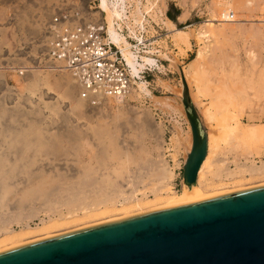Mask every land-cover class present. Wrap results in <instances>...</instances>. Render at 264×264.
<instances>
[{
    "label": "rangeland",
    "instance_id": "obj_1",
    "mask_svg": "<svg viewBox=\"0 0 264 264\" xmlns=\"http://www.w3.org/2000/svg\"><path fill=\"white\" fill-rule=\"evenodd\" d=\"M88 1L0 0V170L13 168L17 176L22 173V178L18 176L16 181L12 180L0 197V229L19 231L25 225L35 228L50 219L59 223L52 229L25 236L22 244L118 220L126 214L125 211L135 214L140 209L145 212L167 204L162 199L167 190L163 186L160 190L161 184L156 183L153 175L151 177L152 172L160 168H169L173 172L170 183L173 193L179 195L187 190L182 165L191 142V132L181 102L182 79L174 63L161 59L164 66L160 70L145 72L142 80L148 83V89L156 98L137 96L132 89L130 97L119 105L106 99L94 107L78 97L77 89L70 95L65 93L59 81L64 77L72 79L66 70L38 64L44 61L47 25L52 16L59 8L86 10ZM136 1H139L146 20L143 27L137 24L132 27L144 28L150 19L153 25L159 24L169 35L166 42L171 49L159 58H170L188 69L198 49H202L201 59L190 68V90L198 88L199 100L203 103L198 105L190 99L207 134L210 132L212 137H219L222 132L220 127H215L214 121L205 118V107H210L214 116L232 130V136L223 143L220 141V146L211 152V165L198 184L200 191H204L202 196L264 185V0H132L130 10L135 8ZM168 11L176 15V27H192L190 48L176 43L161 23L164 13L168 18ZM182 11L181 20L184 21H179ZM224 12L232 14L226 16ZM212 18L211 24L205 23ZM197 29H205V39L195 38ZM153 49L147 52L152 54ZM78 100L85 106L80 108ZM161 110L173 117L172 123L163 121ZM101 129L113 134V147L124 152L120 158L115 157L111 155L113 148L110 147L108 155L111 157L107 156L104 165L95 160L102 146L96 131ZM58 134H65L60 144L62 150L55 154L42 151L37 139L54 138ZM176 134L179 141L172 142L170 137ZM75 138L82 140L78 142ZM26 143L28 146L24 149ZM248 166L262 169L250 173ZM92 168L100 181L98 187L94 185L96 190L109 191L104 181L108 177L115 178V187L110 188L108 201L103 204L94 202L92 191L96 190L87 189L82 198L79 197L80 174ZM41 176L48 177V181L53 177L52 181L57 180L58 190L64 191V197L58 191L53 196L55 201L58 199V205L43 202L37 185ZM30 177L33 179L31 183ZM49 183L44 184L46 189L50 188ZM30 188L32 193L28 191ZM32 188L37 189L34 192L38 195L33 194ZM66 193L70 195L65 199ZM75 193L79 199L66 203ZM137 198L142 200L138 207ZM153 198L158 199L155 202ZM18 201L21 206L15 209L13 206L20 204ZM1 231L0 237L6 233Z\"/></svg>",
    "mask_w": 264,
    "mask_h": 264
},
{
    "label": "water",
    "instance_id": "obj_2",
    "mask_svg": "<svg viewBox=\"0 0 264 264\" xmlns=\"http://www.w3.org/2000/svg\"><path fill=\"white\" fill-rule=\"evenodd\" d=\"M180 75L191 132L182 178L190 187L208 136ZM0 264H264V185L37 240L0 252Z\"/></svg>",
    "mask_w": 264,
    "mask_h": 264
},
{
    "label": "bare ground",
    "instance_id": "obj_3",
    "mask_svg": "<svg viewBox=\"0 0 264 264\" xmlns=\"http://www.w3.org/2000/svg\"><path fill=\"white\" fill-rule=\"evenodd\" d=\"M99 7L101 8V10H104L105 12H106V21H107V32H108V34H109V37L112 39V41H114L115 43H117V44H121V46H122V48L124 49V54H125V57H126V59H127V61H128V63H129V65L131 66V68H132V72H133V74H138L139 72H140V70H142L143 68H145V66L146 65H152V64H154V58H153V53L152 54H150V52L148 53V52H145L143 55H141L140 54V60H138L137 59V57H136V55L134 54V52H132L130 49H129V43H128V41L126 42V39L124 38V37H122L121 35H119L117 32H116V30H115V28H114V21L115 20H123L124 22H125V24H126V26L128 27V29L131 31V34H135L136 33V29H135V27L138 25H141L142 27H143V23L145 22V16H144V14L142 13V11H141V8H140V3H139V1H136V6H135V8L133 9V10H130V8L132 7V0H99ZM148 2V4H149V2L150 1H147ZM146 2V3H147ZM147 4V5H148ZM144 6H146V5H144ZM146 7H148V6H146ZM147 9V8H146ZM46 11V10H45ZM146 11V10H145ZM146 13H149L148 11L146 12ZM150 15V14H149ZM148 15V16H149ZM153 17V16H152ZM180 18H182V16L180 17ZM167 19V18H166ZM211 20H213V18L212 19H208L207 20V22H205V23H207V24H211ZM131 21H133L132 23H130ZM165 22V24L167 25V27L168 28H172L171 30H172V34L171 35H173V39L176 41V43H183L184 45H186L188 48H190L191 47V43H190V37H191V35H192V32H191V30L192 29H190V28H192L191 26H189V25H187V26H185L184 28H175L174 27V24L173 23H171V22H169V20L167 21V20H165L164 21ZM135 24H137L135 27H132V25H135ZM140 26V27H141ZM141 27V28H142ZM139 28V27H138ZM171 35H170V37H171ZM194 35H195V38L196 39H201V38H204L205 39V37L207 36V32L205 31V29H204V31L202 30V31H198V29H197V32L195 33L194 32ZM182 50V49H181ZM190 50V49H189ZM184 53V52H183ZM202 55H203V51H202V49H198V51H197V54H196V57L190 62V64H192V65H190L191 67H188V69L187 68H185V67H180V65L177 63V62H174L172 59H170V58H168L169 60H170V62H172V63H174V65H175V67H176V69L178 70V72H179V74H182L183 75V77L185 78V81H186V83H187V85H188V87H189V95H190V97H191V99H192V101L193 102H195L196 104H200V100H199V89L197 88V89H194L193 91H191L190 90V86H191V81H190V79H191V77H190V68H193L192 66H194V64H195V62L196 61H199V59H201V57H202ZM167 58V57H166ZM167 59V60H168ZM197 66V65H196ZM194 69H195V67H194ZM191 71H192V69H191ZM196 71V70H195ZM194 70H193V72H195ZM192 74H194V73H192ZM197 74V73H196ZM139 75V74H138ZM195 75V74H194ZM71 76V75H70ZM72 77V76H71ZM194 77V76H193ZM195 78V77H194ZM193 78V79H194ZM196 80V79H195ZM192 83H194V81L192 82ZM59 84H60V86L61 87H63L64 88V90H65V93L67 94V95H70V94H72V92H74L75 91V89H77L78 90V85H77V83L75 82V80L73 79V77H72V79H68V78H66V77H64V78H62V79H60V81H59ZM195 88H196V85H195ZM132 89L134 90V92L136 93V95L137 96H150V97H155V95L154 94H152L151 92H150V90L148 89V86H147V82L146 81H143L142 79H140V80H136L135 82H134V85H133V87H132ZM132 89H131V91H132ZM131 93V92H130ZM129 97H130V94L128 95ZM127 96V97H128ZM180 96H181V93H180V95H179V98H180ZM127 97L125 98V99H109V100H112V102H115V105H116V103L119 105V104H121L122 102H124L126 99H127ZM128 97V98H129ZM132 98V97H131ZM156 98V97H155ZM228 99H229V97H228ZM111 102V101H110ZM78 103H79V107L80 108H82V107H84L85 105H83L82 103L83 102H81L80 100H78ZM211 104V103H210ZM182 106V105H181ZM205 107V106H204ZM203 107V108H204ZM220 107V106H219ZM222 107V106H221ZM205 112H206V117L205 118H207L208 120H212V121H214V125H215V127H220L221 128V130H220V132H222V133H220V135H219V137L217 136V137H212L211 135V133L209 132V134H207V136H208V149H207V155H206V157H205V159H204V161L202 162V165H201V167H200V169H199V171H198V175H197V183L196 184H194V185H192V186H190V187H188L187 185H185V186H187L186 188H187V190H184L181 194H179V195H176V193H173L172 191L173 190H171V187H170V183H171V180H172V178H173V172L169 169V168H160V169H158V170H156L154 173L152 172V174H151V177H152V175H153V178L156 180V183L157 184H161V188H162V186L163 187H165V189L167 190V195H166V197L164 196V198H162V199H164L165 201H167V204L165 203V205H163V206H160V205H158L157 207H155V208H153V209H149L148 211H151V210H156V209H161V208H168V207H174V206H177V205H182V204H186V203H191V202H197V201H200V200H204V199H208V198H210V197H214V196H219V195H224V193L225 194H228V193H226V192H222L223 194H218V195H210L209 197L208 196H202V191H200L201 189H199V182H200V180L203 178V176H204V172H205V170H206V168H207V170H208V167L211 165V163L209 162L210 161V159H211V152H212V150L214 149V148H218L220 145H219V143H220V141L222 142V141H225L226 140V138L228 137V136H232V130L228 127V126H226V124H225V122L223 123V122H221L219 119H217L215 116H214V113L211 111V108L210 107H205ZM203 111V110H202ZM204 112V111H203ZM205 112H204V115H205ZM217 112V111H216ZM220 116V115H219ZM204 118V119H205ZM222 119H224V118H222ZM263 126V125H262ZM264 128V127H263ZM29 129V128H28ZM78 132H80V131H78ZM78 132H77V134H78ZM81 133V132H80ZM208 133V132H207ZM67 134L69 135V133L67 132ZM71 135V134H70ZM80 135V134H79ZM96 135H97V137H98V139L100 140V144L102 145V146H100L99 147V150H101V151H99L98 150V153H96L97 155H95L96 156V161L100 164V165H104V161H105V159L107 158V156H109L108 154H110L109 153V150L108 149H110V147L111 148H113L112 149V151H111V155H113V156H115V157H118V158H120L121 156H123L124 155V152H120V150L119 149H117V148H115V147H113V134L111 135L107 130H97L96 131ZM64 136H65V134L64 135H59L58 134V136H56V137H54V138H48L47 136H46V139H42L41 137L40 138H38L37 139V141L39 142V147H42L43 148V150L42 151H44L45 150V152H48V153H59V151H60V144H61V142H62V140L64 139ZM72 136V135H71ZM70 136V137H71ZM80 136H82V134L80 135ZM68 137V136H67ZM74 137V136H73ZM73 137H71V138H73ZM83 137V136H82ZM179 136H178V134H176V135H174V136H171L170 137V140L172 141V142H174V141H179V138H178ZM63 138V139H62ZM71 138L70 139H68L67 141L69 142V140H71ZM77 138H79V137H77ZM77 138H75L76 140H77ZM95 138V137H94ZM75 139H73V140H75ZM75 140V141H76ZM82 140V139H81ZM81 140H77L78 142H80ZM65 141V140H64ZM76 141V142H77ZM75 143V142H74ZM73 143V144H74ZM223 143V142H222ZM64 144V143H63ZM62 144V145H63ZM66 144V143H65ZM76 144V143H75ZM74 144V145H75ZM81 144H82V142H81ZM173 144V143H172ZM28 146V143H26L25 145H24V149L26 148ZM79 144H77V147L79 148ZM173 146V145H172ZM62 147V146H61ZM76 147V148H77ZM81 147H82V145H81ZM174 147V146H173ZM190 147H191V142H190V144H189V147H188V150H187V153L189 152V150H190ZM63 148V147H62ZM69 148V147H68ZM72 148V147H71ZM75 148V147H74ZM73 148V149H74ZM80 149V148H79ZM62 150V149H61ZM76 150V149H75ZM166 150V149H165ZM215 150V149H214ZM67 151V150H66ZM10 152V151H9ZM8 154V153H7ZM18 154V153H17ZM29 154V153H28ZM19 155V154H18ZM173 155V154H172ZM21 156H23V155H21ZM94 156V157H95ZM25 157V156H24ZM111 156H109V158H110ZM8 158H9V156H8ZM13 159V158H12ZM112 159V158H111ZM114 159V158H113ZM23 161V160H22ZM23 163V162H22ZM25 164V163H24ZM210 164V165H209ZM26 165H28V164H26ZM1 166H2V164H1ZM264 166V165H263ZM8 167V166H7ZM5 168H6V166H5ZM25 168V167H24ZM82 169H84V167L82 168ZM246 169V168H245ZM259 169H262V168H257V167H249L248 166V170H249V172L251 171V172H254V171H257L258 172V170ZM21 171H22V169H21ZM84 171V170H83ZM0 172H1V174H0V197H2L3 196V194H4V192L6 191V189H8V187L10 186V184H12L11 182H12V180H14V181H16L15 179L18 177V176H20L21 177V174L18 172V174H20V175H18L17 176V172H16V170L15 169H13V168H8V169H6V170H0ZM23 172V171H22ZM81 172H82V170H81ZM230 172V171H229ZM242 172V171H241ZM247 172V171H246ZM248 172V173H249ZM250 172V173H251ZM79 173H80V171H79ZM234 173V172H233ZM256 173V172H255ZM261 173H262V171H261ZM31 174H33V170H32V173ZM237 174V173H236ZM29 175H30V172H29ZM35 175V174H34ZM33 175V176H34ZM46 175V174H45ZM253 175H254V173H253ZM24 176V175H23ZM32 176V175H31ZM37 176H39L38 174H37ZM48 176V175H47ZM50 176V175H49ZM48 176V177H49ZM65 176V175H64ZM80 180H78L79 182V187L80 188H78L80 191L78 192L79 194H80V196L79 197H81V195H83L84 194V191L86 190L87 191V189H89V190H96V189H94L95 187H94V185L95 184H97V187H98V185H99V183L98 182H100V181H97V176H96V174H95V171H93V168L92 169H85V171L84 172H82V175L80 174ZM48 177H45V176H41L40 178H39V180H37L38 181V187H39V189H38V191H40V195H41V198L43 199V202L45 203V204H47V205H55L56 203H58L57 202V200L55 201V199L53 198V196H54V194L58 191V192H60L61 193V196L62 197H64L63 196V194H62V192H64V191H60V190H58L59 189V186H58V183H56V181L57 180H55V181H52V179H53V177H52V179H50V181H48ZM105 177V176H104ZM22 178V177H21ZM20 178V179H21ZM31 178V177H30ZM29 178V179H30ZM35 178V177H34ZM54 178H56V177H54ZM99 178V177H98ZM264 178V177H263ZM24 179V178H23ZM26 179V178H25ZM103 179V181H104V178H99V180H102ZM115 179V178H114ZM114 179L113 178H110V177H108V178H106L105 179V181H104V183H106V187L108 186L109 188H108V190L110 191V188H113V187H115V184L116 183H114ZM31 180H33L32 178L29 180L30 181V183H31ZM13 181V182H14ZM21 181V180H20ZM36 181V182H37ZM103 181H101V182H103ZM47 182H50L49 184H50V188L49 189H46L45 187H44V184L45 183H47ZM23 183H25V182H23ZM155 183V184H156ZM17 184V183H16ZM60 184V183H59ZM77 184V183H76ZM14 185H15V183H14ZM101 185H103V184H101ZM129 185V184H128ZM262 185V184H261ZM77 186V185H76ZM223 186V185H222ZM32 187V186H31ZM34 187H35V185H34ZM101 186H99V188H100ZM103 187V186H102ZM101 187V188H102ZM104 187H105V185H104ZM74 188H75V186H74ZM243 188V187H242ZM32 189H34V188H32ZM61 189H62V187H61ZM73 189V188H72ZM71 189V190H72ZM76 189V188H75ZM105 189V188H104ZM103 189V190H104ZM23 190V189H22ZM30 190H31V188L28 190L29 191V193H32V192H30ZM37 189H34L33 190V194L34 193H36L37 191H36ZM77 190V189H76ZM106 190V189H105ZM102 191L101 189H97L96 191H92L93 192V194H94V196L92 195V197L94 198V202H99V203H104V201H108V199H107V195L109 194V191ZM129 190V189H128ZM160 190H163V188L162 189H160ZM234 191H232V192H236L235 191V189H233ZM237 190V189H236ZM242 190V189H241ZM26 191V190H25ZM32 191V190H31ZM34 191H36V192H34ZM66 191V190H65ZM68 191V190H67ZM70 191V190H69ZM78 191V190H77ZM237 191H240V190H237ZM24 192V191H23ZM89 192V191H88ZM204 192V191H203ZM217 192V191H216ZM219 192V191H218ZM227 192H229V193H232L231 192V190L230 191H227ZM86 193V192H85ZM37 194V193H36ZM88 194V193H87ZM204 194V193H203ZM207 194V193H206ZM35 195V194H34ZM38 195V194H37ZM68 194L66 193V195H65V199H66V196H67ZM70 195V194H69ZM68 195V196H69ZM26 196V195H25ZM61 196L59 195L58 197L59 198H61ZM78 195H76V193L75 194H72L71 196H70V198L67 200V201H65L66 203H72V202H74V201H76V200H78L79 199V197H77ZM128 196V195H127ZM10 197V196H9ZM158 197V196H157ZM163 197V196H162ZM26 198V197H25ZM29 198V197H28ZM57 198V197H56ZM82 198V197H81ZM159 198V197H158ZM157 198V199H158ZM20 199V198H19ZM37 199V198H36ZM64 199V200H65ZM128 199V198H127ZM145 199V198H144ZM156 198H153L152 200H155ZM156 199V200H157ZM25 200V199H24ZM27 200V199H26ZM63 200V201H64ZM156 200H155V202H156ZM14 201V200H13ZM21 202L23 201V200H20ZM20 201H18V202H20ZM60 201H61V199H60ZM106 201V202H107ZM130 201V200H129ZM142 200H138V198L136 199V204H137V207H138V205L141 203L142 204V202H141ZM145 201V200H144ZM160 201H161V198H160ZM0 202H1V199H0ZM21 202H20V204H15L16 206H13V207H15V209H17V208H19V206H21ZM62 202V201H61ZM64 202V203H65ZM147 202V201H146ZM152 202V201H151ZM15 203H16V201H15ZM24 203V202H23ZM125 203V202H124ZM144 203V202H143ZM152 203H154V202H152ZM151 203V204H152ZM122 204V203H121ZM131 204V203H130ZM134 204V203H133ZM140 204V205H141ZM145 204V203H144ZM147 204H149V202H147L146 203V205ZM158 204V203H157ZM14 205V204H13ZM56 205H58V204H56ZM66 205V204H65ZM155 205V204H154ZM154 205H151V206H153L154 207ZM162 205V204H161ZM24 206V205H23ZM81 206V205H80ZM121 206H123V205H121ZM128 206V205H127ZM134 206L135 205H133V208H134ZM143 206V205H142ZM148 206V205H147ZM156 206V205H155ZM129 207V206H128ZM128 207H127V209H128ZM136 207V208H137ZM144 207V206H143ZM148 207H150V206H148ZM11 208V207H10ZM70 208V207H69ZM84 208H86V207H84ZM130 208V207H129ZM131 208H132V205H131ZM147 208V207H146ZM111 209V208H110ZM122 209H125V210H127L126 209V207H123ZM143 209V208H142ZM145 209V208H144ZM117 210H118V208H117ZM146 210V209H145ZM122 211V210H121ZM124 211V210H123ZM127 211H130V210H127ZM86 212V211H85ZM131 212V211H130ZM130 212H126L125 211V215L121 218V219H123V218H127V217H131V216H134V215H137V214H140V213H144V211H142L141 209H140V211H138V213L136 212L135 214H131V213H133V211L130 213ZM145 212H147V211H145ZM87 213H88V211H87ZM89 213H91V210H89ZM103 213V212H102ZM107 213V212H106ZM83 214V213H82ZM85 214V213H84ZM83 214V215H84ZM11 216V215H10ZM71 217V216H70ZM90 217H92V216H90ZM73 218H75V217H73ZM73 218H71V220H73ZM67 219V218H66ZM70 220V221H71ZM119 220V219H118ZM65 221V220H64ZM56 223H58V221H53V220H49V221H47V222H43L42 224H40V225H38V227H36L35 226V228H32V227H29V226H27V225H25L26 227H24V228H22V229H20L19 231H15V230H7V229H5L4 227H3V229H0V231L1 230H3V231H5L6 233L4 234V236H2V237H0V252H2V251H5V250H9V249H12V248H15V247H18V246H21V245H24V244H22V242H21V240L25 237V236H27V235H30V234H32V233H34V232H37V231H44V230H48V229H52V227H55L57 224ZM59 224V223H58ZM58 226V225H57ZM84 228H86V227H84ZM38 229V230H37ZM2 232V231H1ZM40 233V232H39ZM52 237V236H51ZM47 238H50V237H47ZM43 239H46V238H43ZM43 239H38V240H43ZM37 241V240H36ZM34 242V241H33ZM28 243H31V242H28ZM28 243H26V244H28Z\"/></svg>",
    "mask_w": 264,
    "mask_h": 264
},
{
    "label": "built area",
    "instance_id": "obj_4",
    "mask_svg": "<svg viewBox=\"0 0 264 264\" xmlns=\"http://www.w3.org/2000/svg\"><path fill=\"white\" fill-rule=\"evenodd\" d=\"M99 3V0H89L86 10L59 8L47 25L44 61L38 62L46 68L66 70L78 85V97L91 107L106 99H125L134 82L145 78V72L164 66L159 58L161 48L153 43L155 39L166 38L159 24L153 25L149 19L144 28H137L136 33L131 34L123 20H115L116 32L128 41L129 49L138 60L140 54L154 48V64L146 65L139 75L133 74L121 44L109 37L106 12Z\"/></svg>",
    "mask_w": 264,
    "mask_h": 264
},
{
    "label": "crops",
    "instance_id": "obj_5",
    "mask_svg": "<svg viewBox=\"0 0 264 264\" xmlns=\"http://www.w3.org/2000/svg\"><path fill=\"white\" fill-rule=\"evenodd\" d=\"M183 13V11L180 13V15L178 16V20L179 21H184V20H181V14ZM167 17L165 16V13H164V17H162L161 19H160V21H161V23L162 24H164V26L166 27V30L168 31V32H170L171 34H172V28H168L167 27V25L165 24V20H169V22H171V23H173L174 24V27L175 28H178V27H176V25H175V23L174 22H172L169 18H167ZM187 18V17H186ZM170 34V35H171ZM169 37V35L168 34H166V38H160V39H155L154 40V42L153 43H155V44H158L159 46H160V55H167V49L169 50V49H171V47L168 45V43L166 42V39ZM167 47V48H166ZM162 60H164L165 62H166V60L168 59H164V58H161ZM168 61H169V59H168ZM163 64V63H162ZM164 65V64H163ZM180 67H182V65H180ZM148 84V83H147ZM160 97V96H159ZM200 103H203L202 101L200 102ZM162 111V110H161ZM160 111V112H161ZM162 118H163V121H165V122H168V123H172V119H173V117L172 116H170V114L168 115L165 111L163 112L162 111Z\"/></svg>",
    "mask_w": 264,
    "mask_h": 264
},
{
    "label": "trees",
    "instance_id": "obj_6",
    "mask_svg": "<svg viewBox=\"0 0 264 264\" xmlns=\"http://www.w3.org/2000/svg\"><path fill=\"white\" fill-rule=\"evenodd\" d=\"M167 16L170 20H172L173 22H175L176 20V15H173L172 13H170L169 11L167 12Z\"/></svg>",
    "mask_w": 264,
    "mask_h": 264
}]
</instances>
